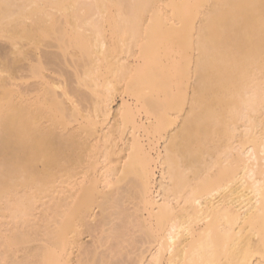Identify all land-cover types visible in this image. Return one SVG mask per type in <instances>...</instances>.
Returning <instances> with one entry per match:
<instances>
[{"label":"bare ground","instance_id":"bare-ground-1","mask_svg":"<svg viewBox=\"0 0 264 264\" xmlns=\"http://www.w3.org/2000/svg\"><path fill=\"white\" fill-rule=\"evenodd\" d=\"M0 37V264H264V0H0Z\"/></svg>","mask_w":264,"mask_h":264},{"label":"rangeland","instance_id":"rangeland-1","mask_svg":"<svg viewBox=\"0 0 264 264\" xmlns=\"http://www.w3.org/2000/svg\"><path fill=\"white\" fill-rule=\"evenodd\" d=\"M9 45V43L7 42V40L5 39V38H3V37H0V67H1V65L3 64V60H5V61H7V58H9V60H8V64H9V61L11 60L12 61V57L14 56H12L11 54H14V53H9V51H10V47L8 46ZM2 47V48H1ZM4 49V50H3ZM8 50L7 52H6V50ZM12 52H13V49H12ZM8 54V55H6V54ZM5 55V58H3L4 57V55ZM8 56H10V57H8ZM12 56V57H11ZM3 59H2V58ZM14 58V57H13ZM2 63V64H1ZM5 65H7V62H5ZM10 65L12 66V64L10 63ZM3 67H5L4 66V64L2 65ZM14 66V65H13ZM8 67H10L9 65H8ZM16 67V66H15ZM10 71L11 72H13L14 73V70H12V68L10 67ZM10 72V73H11ZM13 73H11L12 75H13ZM5 74H7V73H5ZM11 74H9V76L11 75ZM12 75L10 76L11 78H13L12 77ZM10 79V78H9ZM12 80H10V82H11ZM14 81V80H13ZM12 81V82H13ZM9 81H8V83L10 84V86L12 87V83H10ZM1 88V87H0ZM1 91H3V93H5V90H1ZM0 91V92H1ZM0 95H2V94H0ZM121 102V99H120V96L118 95V96H116L115 97V101L112 103V108H111V112H113L114 110H116V108H117V106H118V104ZM113 114V113H112ZM112 114L110 115V117H112ZM37 222L39 223V224H42V223H44L45 222V220H44V218H42V217H40L39 219H37ZM0 251L2 250V246H0Z\"/></svg>","mask_w":264,"mask_h":264}]
</instances>
